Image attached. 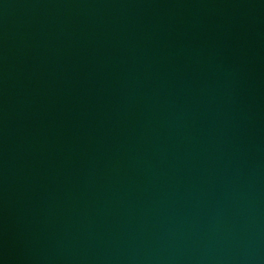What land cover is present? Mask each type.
Wrapping results in <instances>:
<instances>
[{
  "label": "water",
  "instance_id": "95a60500",
  "mask_svg": "<svg viewBox=\"0 0 264 264\" xmlns=\"http://www.w3.org/2000/svg\"><path fill=\"white\" fill-rule=\"evenodd\" d=\"M0 264H264V0H0Z\"/></svg>",
  "mask_w": 264,
  "mask_h": 264
}]
</instances>
